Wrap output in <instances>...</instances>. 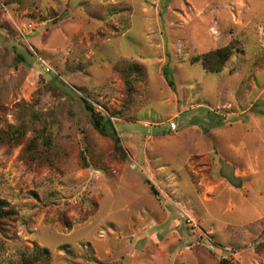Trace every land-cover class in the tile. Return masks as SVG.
<instances>
[{
	"label": "rangeland",
	"instance_id": "obj_1",
	"mask_svg": "<svg viewBox=\"0 0 264 264\" xmlns=\"http://www.w3.org/2000/svg\"><path fill=\"white\" fill-rule=\"evenodd\" d=\"M0 203V264H264V0H0Z\"/></svg>",
	"mask_w": 264,
	"mask_h": 264
},
{
	"label": "trees",
	"instance_id": "obj_2",
	"mask_svg": "<svg viewBox=\"0 0 264 264\" xmlns=\"http://www.w3.org/2000/svg\"><path fill=\"white\" fill-rule=\"evenodd\" d=\"M234 46L231 44L225 48H221L215 51H212L210 53H207L203 56L196 57L193 59V63L195 62H201L202 66L207 69L211 73H220L222 72L225 64L229 61V59L234 54ZM168 67L163 68V74L170 86L174 85L173 78H170L168 75ZM81 103L84 104V106L87 108V111H89V118L90 121L95 128V130L102 136L106 138H110L114 141V148L116 154L119 155V157L124 161L127 158L126 152L124 151L120 139L117 136V132L114 129L113 121L106 117L102 116L100 113L96 112L95 108L84 98H80ZM21 137V136H19ZM19 137H15L14 139H18ZM36 149V148H34ZM31 149L30 151L34 150ZM146 184L148 185L152 195L159 196V192L157 188L148 180H146ZM4 204L0 203V231H3L5 229L4 223L6 221H9L10 219H13V213L9 210H4ZM48 251H44L43 253L37 255H33L30 258H26L22 264H38V263H49L48 260ZM225 264V262H224Z\"/></svg>",
	"mask_w": 264,
	"mask_h": 264
},
{
	"label": "built area",
	"instance_id": "obj_3",
	"mask_svg": "<svg viewBox=\"0 0 264 264\" xmlns=\"http://www.w3.org/2000/svg\"><path fill=\"white\" fill-rule=\"evenodd\" d=\"M172 129L175 131L176 130V127L174 126V124H172Z\"/></svg>",
	"mask_w": 264,
	"mask_h": 264
}]
</instances>
